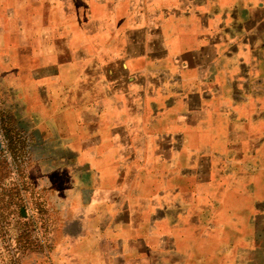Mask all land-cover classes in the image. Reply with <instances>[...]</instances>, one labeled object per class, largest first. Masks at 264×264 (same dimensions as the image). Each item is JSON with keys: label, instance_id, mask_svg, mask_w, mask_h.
<instances>
[{"label": "crops", "instance_id": "crops-1", "mask_svg": "<svg viewBox=\"0 0 264 264\" xmlns=\"http://www.w3.org/2000/svg\"><path fill=\"white\" fill-rule=\"evenodd\" d=\"M0 89L45 154L22 264L251 262L221 202L264 158V0H0Z\"/></svg>", "mask_w": 264, "mask_h": 264}, {"label": "rangeland", "instance_id": "rangeland-1", "mask_svg": "<svg viewBox=\"0 0 264 264\" xmlns=\"http://www.w3.org/2000/svg\"><path fill=\"white\" fill-rule=\"evenodd\" d=\"M11 106L0 89V264H22L43 249L50 226L38 183L44 150ZM253 162L248 179L239 176L222 187L228 196L221 204L232 206L238 241L245 244L239 250H245L248 264H264V158Z\"/></svg>", "mask_w": 264, "mask_h": 264}]
</instances>
